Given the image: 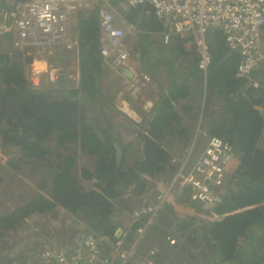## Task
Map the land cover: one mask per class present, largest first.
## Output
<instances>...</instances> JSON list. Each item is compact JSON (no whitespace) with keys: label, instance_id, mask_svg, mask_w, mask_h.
I'll use <instances>...</instances> for the list:
<instances>
[{"label":"trees","instance_id":"1","mask_svg":"<svg viewBox=\"0 0 264 264\" xmlns=\"http://www.w3.org/2000/svg\"><path fill=\"white\" fill-rule=\"evenodd\" d=\"M99 4L90 12H83L86 14L80 13L77 26L82 81L79 100L85 101L83 105L79 106L72 95L60 101L45 96L30 99L31 88L25 81L17 80L20 78L17 69L0 67L2 142L19 149L20 162H41L48 154L47 144L52 138L63 150L56 155V170L44 171L38 180L34 177L35 189L27 193L28 198L21 200L14 213L0 217V229L30 214L55 212L62 207L69 212H100L99 220L92 227L114 239L116 226L109 217L114 206L123 205L122 191L132 188L134 197L142 195L144 179L164 173L171 162V155L163 147L165 139L179 140L185 147L196 130L230 144L238 161L233 174L237 189L224 197L216 210L223 217L206 223L209 241L206 259L211 264H245L240 261L243 257L251 264H264V146L260 145L264 135V115L260 109L264 110V105L250 92L245 81L236 77L239 55L226 47L220 31H214L209 38L212 62L205 73L197 67V56L185 51L180 38H172L169 44H174L177 58L181 57L187 64L179 63L175 68V61L167 52L169 44H164L166 47L160 51L161 60L156 65L151 64L152 60L144 61L151 74L154 66L159 70L161 64L174 65L166 69L168 86L154 103L146 126H139L140 157L132 159L130 166L117 131L113 134L107 126L110 120L100 114L104 112L103 104L98 115L92 112V100L101 93L98 86L102 70ZM146 14H149L145 23L147 31L139 29L140 43L146 41L145 34L162 30L151 8L146 9ZM136 50L141 57L145 53L140 45ZM176 77H179L178 84ZM11 84L14 87L8 88ZM181 103L186 104L181 107L183 114L175 108ZM82 157L90 160L89 167L78 164ZM41 179L43 183H39ZM80 181L91 183L92 189L86 192ZM254 230L259 238L249 248L250 252L245 251L240 243H246Z\"/></svg>","mask_w":264,"mask_h":264},{"label":"rangeland","instance_id":"2","mask_svg":"<svg viewBox=\"0 0 264 264\" xmlns=\"http://www.w3.org/2000/svg\"><path fill=\"white\" fill-rule=\"evenodd\" d=\"M9 1L0 0V21H2L4 13L8 11V6L11 5H9ZM105 1L106 3L103 4L106 6H101L100 10L104 9L112 13L116 25L126 30L125 32H127V35L125 40L133 48H131L133 52L138 45H140L141 51H145L141 57L140 52L136 50L134 53H137L138 57L136 55H131L129 58V62L127 63L128 69H126L133 74L131 78H127L118 71L111 69L106 65V61L102 59L101 77L98 84V86L100 85L101 93L97 94L95 101L92 100V112L94 111L93 113L97 115L101 104H103L104 112H100V114H104L105 117L110 120V122L107 123L109 129L111 131L113 129L115 133L117 131L116 134L120 137L121 145L127 150L125 158L131 166V162L140 157L141 142L139 137V126H146L152 109L151 107L148 108L146 103L147 101H151L154 104L159 99L160 95L164 93L165 87L168 86L166 69H168V67L173 68L174 64L169 66H163V64H161L158 68L159 70L154 66L153 74H151L144 65V61L147 59L149 63L150 60H152L151 64L156 65V63L161 60L160 51L166 47L165 45L169 44H165L162 41L161 33L165 31L164 26H162V30L159 33L151 32L145 34L148 36L146 37V41L144 40L143 43H140V41H138L139 29L143 28L147 31L145 23L149 14H146V10L143 12L144 9H142V6L133 9L128 8L122 0ZM81 11L82 12L77 11L72 16L73 25L70 30L72 36L77 35L79 14L86 12L85 10ZM213 32L214 31H212V33ZM212 33L209 35L210 38ZM12 37L11 33H0V67H4L5 70H11V68L15 67L20 74V78L17 80L27 83V76L30 75L31 72H36L33 67H29L28 59L30 58L13 46ZM172 38L178 37L172 36L171 39ZM183 41V48L185 51L196 55L192 46L187 41ZM171 43L168 45L169 49L167 52L169 53L168 55L174 59L175 68L179 63L187 64V61L183 60L181 57L177 58L176 51L172 48L174 44L172 43L171 45ZM76 52H78V56ZM162 56L166 55L162 54ZM35 58L38 60V63H36L37 67L35 66L36 71H39L40 63L43 67H52V77L57 76L60 78L61 75L65 77L63 76L66 74L65 72L68 70L71 71L70 66L74 64H76L77 67H75L74 70L72 69V71L77 73H73L69 78V84L68 82L64 83L65 79H63V84L60 86L55 85L57 82L54 80H58L55 79V77L53 83L49 80L51 84H49L47 78L44 77L41 79L43 80L44 88L38 93L31 91V95L29 96L30 99L33 96H45L46 98L60 101L72 95L76 97L79 106H81L80 103L82 105L84 104L85 101L80 102L79 100L82 81H80V86H77L79 83H77V77H80L81 71V65L79 63L80 47L72 50L61 48L48 49L40 55H35ZM71 60H74V62L71 63ZM25 75H27L25 77L26 79L24 78ZM142 76H147L149 81L146 82V80H144L143 82ZM36 77L37 75L30 77V81L34 82V85ZM11 87L14 86L11 84L8 88ZM43 93H45V95ZM178 112H181V109L178 110ZM207 139V134L196 130L191 136L189 144L185 147L181 145L183 142L181 143L179 140L173 138L168 140L165 139L163 147L171 155L169 166L165 169L166 171L164 173L157 174L154 178L146 177L144 179L145 190L142 195L134 197L132 195V188H125L122 191L120 199H122L124 203L121 206L119 204L114 206V211L109 217L111 224L116 226L115 234L125 225H129L130 220L129 222L125 221L128 220L130 214L133 225L132 212L144 208L149 202L153 201L158 192L175 176L180 167L181 159L185 158L187 154H189V158L186 170L191 168L192 164L203 150ZM260 145L264 146V135H262ZM47 152L48 154L41 162L38 160L20 162L22 160V155L19 149L4 144L0 137V177L2 180L0 185V217L14 213V210L19 207L21 200L28 198L27 193L35 189L36 182L34 181V177L38 180L44 171L51 173L56 170L58 167L56 155L63 152L60 148V143L52 138L48 141ZM64 154H66V152ZM78 164L89 167L91 162L88 158L82 157L79 159ZM23 165L26 167H23ZM35 167L37 168L34 170ZM173 167L175 170H173ZM237 167L238 161L236 157L235 161L231 163L229 167L228 180L223 189L224 197L237 189L236 181L233 178V174ZM40 181L39 183H43L42 179ZM80 186L86 192L92 189L91 183L89 182L80 181ZM173 194L177 197H180L181 194L184 199L187 195L186 192L181 189H177L176 193ZM167 205L169 204L167 203ZM167 205L162 208L163 210H160V214L157 216L152 230H150L151 232H147H150L148 237L154 239V242L149 239L147 242H152L150 244L151 247L153 244H157L155 242L161 241L163 237L165 238L166 235L172 234L178 237L179 240H184V242L179 244L180 246L184 245V248L179 246L171 253H167V257L171 256L167 258L160 253L161 247L158 245V250L160 251H158L154 257L155 264H176L177 262H179V264H211V261L206 259V255H208L206 252V244L209 241L205 229L206 223L209 220L202 218L203 213L200 209L197 214L186 218L188 216H180L181 212H172L169 208H166ZM56 209L55 212L30 214L16 224L1 228L0 264H41L39 260L40 254L46 247L56 245L65 250H70L75 241L83 236V234H101V231L95 230L92 227V225L99 220L100 212H69L66 208L62 207ZM217 220H221V218H215V221ZM155 229L158 231H154ZM147 233L145 234V238ZM248 237L249 240L246 243L243 242L240 244L243 245L242 248L246 249L245 251L250 252L251 249L249 248L256 244L255 241L258 240L259 234L256 231L251 232ZM147 242L145 244H147ZM145 244L142 246L140 243L137 247L136 253L138 256H145V253L142 254L141 251H139L140 248L145 247ZM149 249H147V252ZM254 256H257V254H254ZM240 261H243L245 264H251L243 257L240 258ZM140 263L141 262L138 264Z\"/></svg>","mask_w":264,"mask_h":264},{"label":"built area","instance_id":"3","mask_svg":"<svg viewBox=\"0 0 264 264\" xmlns=\"http://www.w3.org/2000/svg\"><path fill=\"white\" fill-rule=\"evenodd\" d=\"M128 8H151L164 26L162 41L167 44L172 36L187 41L193 48L198 69L205 73L211 65L209 35L220 31L226 47L239 55L236 77L264 105V0H122ZM106 6L105 0H26L13 3L0 21V33H11L13 46L31 60V68L38 63L35 55L48 49L72 50L79 47L77 35H71L72 16L81 10L90 12L96 4ZM104 3V4H103ZM99 8L100 55L107 65L121 72L127 68L130 50L126 32L117 27L109 11ZM76 64L71 69L77 67ZM40 69H43L40 63ZM49 72L52 67H45ZM63 76L69 79L74 71ZM254 73L257 77H253ZM37 75L41 80L46 76ZM143 82L149 81L142 76ZM36 80V81H37ZM57 81V80H55ZM78 83V77H77ZM37 87V88H36ZM36 88V89H34ZM38 83L33 90H39ZM189 154L181 159L172 180L147 204L132 212L133 229L120 231L110 239L98 233L83 234L70 250L56 245L46 247L40 254L41 264H130L136 249L153 227L160 210L167 205L177 189L186 192L187 204H197L202 218L215 221L222 218L216 210L224 200L223 189L229 167L236 159L233 147L218 137H209L206 144L186 170ZM213 218V219H212ZM170 247L184 242L168 234L164 238ZM158 249L152 248L143 264H155Z\"/></svg>","mask_w":264,"mask_h":264},{"label":"crops","instance_id":"4","mask_svg":"<svg viewBox=\"0 0 264 264\" xmlns=\"http://www.w3.org/2000/svg\"><path fill=\"white\" fill-rule=\"evenodd\" d=\"M9 1V0H8ZM19 1H26V0H10L9 1V5L11 4H13V3H15V2H19ZM10 5V6H11ZM10 6H8V7H10ZM78 35V34H77ZM22 53V52H21ZM77 53V52H76ZM138 57V56H137ZM28 63H29V67H31V60L30 59H28ZM136 65V64H135ZM134 66V65H133ZM31 75V74H30ZM27 75H25L24 76V78L26 77ZM27 77H29V75L27 76ZM24 78H23V80H24ZM26 79V78H25ZM21 81H22V79H21ZM38 83V80L36 81V84ZM175 83L176 84H178L179 83V77H176L175 78ZM33 85V84H32ZM41 91V89L40 90H38V91H36V93H38V92H40ZM44 95H45V93H43ZM49 100H52V98H50ZM53 100H55V99H53ZM156 103V102H155ZM147 107L148 108H152L153 107V103L151 102V101H147ZM184 105H186V104H183V103H181V104H177V105H175V108H176V110L178 111V110H180L181 109V107L182 106H184ZM151 111H152V109H151ZM184 112H182V110H181V112H180V114H183ZM151 114V113H150ZM175 193H176V191H175ZM179 197V196H178ZM175 194H172V196H170V198H169V200H168V204L169 205H167V207L166 208H169V210H171L172 212H181V215L180 216H182V217H185V216H188V217H186V218H189V217H192L193 215H195V214H197V212L199 211V209H200V207H199V205H197V204H194V205H189L188 206V202H187V197L184 199V198H182V196H181V194H180V197L178 198ZM178 200H179V202H178ZM163 210V209H162ZM201 211V210H200ZM169 213V212H168ZM166 217V216H165ZM129 220H130V222H129ZM125 222H129V225H125L121 230H119L117 233H119L120 231H127V230H129L130 229V231L133 229V226H132V218H131V214L129 215V218H128V220L127 221H125ZM125 222H123V223H125ZM132 226V227H131ZM150 230H152V228L150 229ZM149 230V231H150ZM154 231H158V230H154ZM151 232V231H150ZM150 232L149 233H147V236H146V238H145V241L143 240V241H141V244H142V246L148 241V239L150 240V241H152V242H154V239H150L149 237H148V234H150ZM152 242H147V244H145V247H142V248H140L139 249V251H141V253L142 254H144L145 253V256L144 257H142V256H138V254L136 253L135 254V256L134 257H132V261H131V263L130 264H138L139 262H141L140 264H143V259L147 256V249H152V248H156V249H159L158 248V245H160V247H161V251H160V253L161 254H163L165 257H167V253H171L172 251H174V249H176V248H178L180 245L179 244H181V243H178V245L177 246H175V247H170L166 242H165V240H164V237L161 239V241H158V242H155V243H157V244H153L151 247H150V244L152 243ZM159 243V244H158ZM181 248H184V245H181L180 246ZM149 249V250H150ZM172 255V254H171ZM171 257V256H170ZM170 257H167V258H170ZM156 264H158V263H156ZM176 264H179V262H177ZM202 264H205V263H202Z\"/></svg>","mask_w":264,"mask_h":264},{"label":"bare ground","instance_id":"5","mask_svg":"<svg viewBox=\"0 0 264 264\" xmlns=\"http://www.w3.org/2000/svg\"><path fill=\"white\" fill-rule=\"evenodd\" d=\"M36 63L34 64V70H35V72L37 73V74H40V75H42V74H44V75H46L45 77L47 78V80L49 81H51V83H53V77H52V72H53V70H50L49 72H47V70H45L44 68L45 67H43V69H39V71H36ZM71 67V66H70ZM75 69V68H74ZM73 69V70H74ZM72 70V69H71ZM76 70H77V68H76ZM77 73V72H76ZM31 75H29V77L30 76H34V74L33 73H30ZM29 77H27V79L29 78ZM44 77V76H43ZM26 79V80H27ZM62 79H63V77H62V75L60 76V79H59V81L57 82V84H55L56 86H58L60 83L59 82H61L62 81ZM43 80H40L39 79V82H38V88H40V89H43L44 88V83L42 82ZM50 81H49V84H51L50 83ZM45 82V81H44ZM45 84H46V82H45ZM53 85V84H52ZM60 86V85H59ZM37 88V87H36ZM36 88H34V89H36Z\"/></svg>","mask_w":264,"mask_h":264},{"label":"clouds","instance_id":"6","mask_svg":"<svg viewBox=\"0 0 264 264\" xmlns=\"http://www.w3.org/2000/svg\"><path fill=\"white\" fill-rule=\"evenodd\" d=\"M139 7V6H138ZM100 8V7H99ZM137 8V7H136ZM131 9H133V8H131ZM142 9H144L143 10V12H145V8H143L142 7ZM107 11V10H106ZM79 12V11H78ZM97 13H98V18H99V20H100V17H99V9H98V11H97ZM99 20H98V30H99ZM116 24V23H115ZM117 26V25H116ZM117 27H119V26H117ZM120 28H122V27H120ZM124 31H126L124 28H122ZM139 33V32H138ZM126 35H127V32H126ZM161 36H162V33H161ZM99 39H100V34H99ZM170 40H171V38H170ZM170 42V41H169ZM168 42V43H169ZM100 43H101V40H100ZM100 43H99V47H100ZM126 44H127V46H128V48H129V50H130V57H131V55L133 56V55H136L134 52H133V48L126 42ZM132 48V49H131ZM99 53H100V51H99ZM77 56H78V52H77ZM101 56V55H100ZM137 56V55H136ZM129 57V58H130ZM102 58V57H101ZM106 64V63H105ZM107 65V64H106ZM108 66V65H107ZM127 69H128V67H127ZM127 69L125 68L124 70H122L121 72H119L118 70H116V71H118L119 73H121V74H123V71H127ZM32 73V72H31ZM76 74V73H75ZM45 77V76H44ZM76 77H77V75H76ZM60 79V78H59ZM63 79H65L64 80V83L65 82H67L69 79H67V78H65V77H63ZM63 79H62V81L61 82H59L60 84L59 85H61V84H63ZM55 81V80H54ZM59 80H57V81H55V82H58ZM38 82H39V80H38ZM78 84H77V86H79L80 85V77H78ZM56 84V83H55ZM30 87V86H29ZM31 91H38V90H33V88L31 87ZM40 90V89H39Z\"/></svg>","mask_w":264,"mask_h":264},{"label":"water","instance_id":"7","mask_svg":"<svg viewBox=\"0 0 264 264\" xmlns=\"http://www.w3.org/2000/svg\"><path fill=\"white\" fill-rule=\"evenodd\" d=\"M123 75L127 78H131L133 76L132 73H130V71H123ZM59 80V78H58ZM261 113L264 115V110L260 109ZM112 133L115 134V131L112 129Z\"/></svg>","mask_w":264,"mask_h":264},{"label":"flooded vegetation","instance_id":"8","mask_svg":"<svg viewBox=\"0 0 264 264\" xmlns=\"http://www.w3.org/2000/svg\"><path fill=\"white\" fill-rule=\"evenodd\" d=\"M40 69V68H39ZM38 69V70H39ZM31 77V76H30ZM30 77H29V80L27 79V83H28V85L31 87H33L34 86V82H32V81H30ZM55 77V79H58V77L57 76H54ZM54 77H53V79L52 80H54ZM35 80H37L36 78H35ZM33 84V85H32ZM35 84H36V82H35ZM108 123V122H107ZM107 126H108V128H109V125L107 124Z\"/></svg>","mask_w":264,"mask_h":264}]
</instances>
